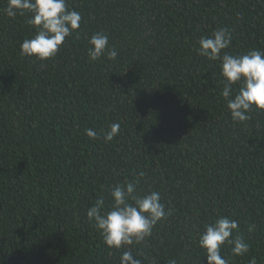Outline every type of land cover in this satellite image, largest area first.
<instances>
[{
	"label": "trees",
	"instance_id": "1",
	"mask_svg": "<svg viewBox=\"0 0 264 264\" xmlns=\"http://www.w3.org/2000/svg\"><path fill=\"white\" fill-rule=\"evenodd\" d=\"M67 5L82 15L79 35L39 61L20 55L35 35L29 14L10 18L0 0V264H119L125 249L103 243L87 210L102 195L110 205L108 190L140 171L137 192H159L172 210L135 246L145 264H207L199 234L221 216L249 245L241 256L225 245L228 264H264V110L233 122L221 62L196 51L217 28L232 30L229 54L264 50V0ZM97 31L115 60L89 62ZM114 122L119 134L106 143Z\"/></svg>",
	"mask_w": 264,
	"mask_h": 264
},
{
	"label": "clouds",
	"instance_id": "2",
	"mask_svg": "<svg viewBox=\"0 0 264 264\" xmlns=\"http://www.w3.org/2000/svg\"><path fill=\"white\" fill-rule=\"evenodd\" d=\"M3 12L10 18L29 14L25 22L35 29V35L22 42L20 55L35 57L39 61L55 57L66 38L73 32L79 35L81 27V13L69 9L67 0H7ZM232 38V30L217 28L211 35L199 38L196 51L210 61L221 62V96L227 103L232 121L245 122L250 119L253 108L264 110V50L254 49L243 55L229 54L224 50L229 48ZM87 42L90 63L102 57L113 61L118 56L116 47L109 46L108 35L102 31L93 33ZM102 131L104 141L111 142L119 134L120 124L111 123ZM85 133L92 140L101 136L93 128H87ZM134 175L137 176L135 180H125L108 190L110 205L102 195L87 210V218L103 243L109 249H125L121 252L119 264H145L148 257L135 246L150 237L154 227L172 214L171 208L166 210L161 203L159 192H137L140 178L146 173L140 171ZM238 229L239 222L226 216L205 224L198 244L206 254L207 264H228L221 255L225 245L231 246L233 255L241 256L249 251L242 236H233ZM133 254L137 258L134 259ZM168 264L177 262L170 259ZM250 264H256L255 259Z\"/></svg>",
	"mask_w": 264,
	"mask_h": 264
}]
</instances>
